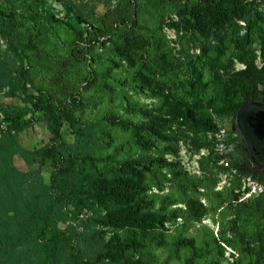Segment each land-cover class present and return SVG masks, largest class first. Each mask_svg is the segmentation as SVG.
<instances>
[{"label": "rangeland", "instance_id": "obj_1", "mask_svg": "<svg viewBox=\"0 0 264 264\" xmlns=\"http://www.w3.org/2000/svg\"><path fill=\"white\" fill-rule=\"evenodd\" d=\"M263 11L264 0H26L15 25L20 48L0 40V53L11 57L14 51L17 62L11 68L24 73L16 90L0 87V103L11 107L6 117L0 115V137L10 131L26 149L44 145L55 131L53 106L69 101L77 128L63 126L61 134L74 155L97 167L142 168L148 213L162 216L164 223L161 242L145 241L137 258L147 264H264V167L253 175L238 171L245 159L235 148L233 117L217 115L214 107L209 112L204 104L214 94L205 66L208 87L199 105L226 131L228 166L217 164L211 133L175 126L170 142L149 133L150 125L166 119L163 97L188 101L177 83L189 77V61L200 64V50L214 58L217 36L223 39L218 61L232 55L230 19L241 35L244 19L252 23L262 16L256 31L250 27L246 46L255 54V67H261ZM232 62L233 71L243 68ZM262 91L258 85L259 99ZM12 164L27 171L19 156ZM49 172L45 164L42 180ZM247 179L261 191L254 192ZM4 182L11 186L8 176ZM51 204L46 198L41 206ZM66 212L58 227L71 225L79 232L88 214L72 207ZM122 236L117 232L113 238Z\"/></svg>", "mask_w": 264, "mask_h": 264}, {"label": "trees", "instance_id": "obj_2", "mask_svg": "<svg viewBox=\"0 0 264 264\" xmlns=\"http://www.w3.org/2000/svg\"><path fill=\"white\" fill-rule=\"evenodd\" d=\"M25 5L26 0H0V40L15 51L20 48L15 34L16 20L23 18ZM261 20V15L254 17L252 23L244 19L246 27L241 35L236 22L228 21L227 40L233 53L224 62L218 61L223 39L215 36L214 58L200 50V64L187 63L190 75L180 77L177 86L185 88L188 101L163 97L166 119L157 127L149 126L151 136L170 142L175 133L169 130L175 126L211 135L220 128L212 121L211 113L199 105L200 96L208 87L203 81V66L210 74L209 85L214 93L204 102L209 112L214 107L217 115L233 117L244 105L264 103V91L262 99L257 95V86L264 87V47L258 49L259 68L254 64L255 54L246 47L249 32L258 29L255 21ZM5 52L0 53V87L12 86L14 91L23 81L24 73L21 69L18 75L17 69L11 68L17 62L16 53L12 51L10 57ZM233 60L243 68L233 71ZM53 109L57 113L55 131L44 145L26 149L10 131L0 137V264H147L137 254L145 247V241L161 242L164 219L148 213L150 204L143 197L142 168L134 164L117 170L97 167L88 157L74 155L61 134L63 126L77 128L71 116L72 105L69 101L56 102ZM10 110L9 105L0 103L2 117ZM235 148L245 159L240 141ZM14 156L23 160L26 172L13 166ZM45 164L50 168L46 181L40 176ZM237 169L242 174H254L245 162ZM7 176L11 179L9 187L4 182ZM46 198L52 204L43 209L41 204ZM69 207L88 214L79 232L71 225L65 229L58 227L65 222ZM117 232L123 236L115 239Z\"/></svg>", "mask_w": 264, "mask_h": 264}, {"label": "water", "instance_id": "obj_3", "mask_svg": "<svg viewBox=\"0 0 264 264\" xmlns=\"http://www.w3.org/2000/svg\"><path fill=\"white\" fill-rule=\"evenodd\" d=\"M245 148L255 164L264 159V103L252 102L237 111Z\"/></svg>", "mask_w": 264, "mask_h": 264}, {"label": "built area", "instance_id": "obj_4", "mask_svg": "<svg viewBox=\"0 0 264 264\" xmlns=\"http://www.w3.org/2000/svg\"><path fill=\"white\" fill-rule=\"evenodd\" d=\"M211 139L213 152L218 159L217 164L227 167L228 162L226 156L230 152L231 148L226 141V131L223 128H219L211 135ZM247 183V185H251V189L254 190V192L256 191L259 193L261 191L260 188L253 185L250 179H247Z\"/></svg>", "mask_w": 264, "mask_h": 264}, {"label": "flooded vegetation", "instance_id": "obj_5", "mask_svg": "<svg viewBox=\"0 0 264 264\" xmlns=\"http://www.w3.org/2000/svg\"><path fill=\"white\" fill-rule=\"evenodd\" d=\"M232 125H233V129H234L235 133L239 137V141L243 145V151H244V156H245V165H246V167L248 169L252 170V171H256V170L261 169L262 167H264V159H263V162H259L258 165L253 163V161L250 159V156L248 155V153L246 151V148H245V142H244V138H243V135H242V130L240 128V123L238 121L237 113L233 116Z\"/></svg>", "mask_w": 264, "mask_h": 264}]
</instances>
